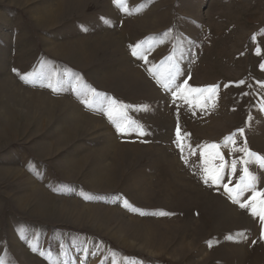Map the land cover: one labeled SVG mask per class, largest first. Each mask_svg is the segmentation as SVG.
<instances>
[{
    "label": "rangeland",
    "instance_id": "374dc122",
    "mask_svg": "<svg viewBox=\"0 0 264 264\" xmlns=\"http://www.w3.org/2000/svg\"><path fill=\"white\" fill-rule=\"evenodd\" d=\"M170 56L177 84L216 96L166 91L153 66ZM262 65L264 0H0V261L264 264V221L203 179L216 143L224 183L246 158L264 190L257 156L236 151L264 156ZM76 77L103 103L86 105ZM109 100L146 135L118 132Z\"/></svg>",
    "mask_w": 264,
    "mask_h": 264
},
{
    "label": "snow or ice",
    "instance_id": "6c2138e0",
    "mask_svg": "<svg viewBox=\"0 0 264 264\" xmlns=\"http://www.w3.org/2000/svg\"><path fill=\"white\" fill-rule=\"evenodd\" d=\"M119 0H114V3H118ZM127 11V9H125ZM166 35V33H165ZM141 48V43H137L132 48V55L133 56H139L141 59H147L143 52H138L137 49ZM168 60L171 61L170 65L164 70V72H161L156 66H153V69H150V71H153V75L156 76V78L159 80V82L162 84L163 88L166 91H171L173 97L179 96L181 100H188L190 96L193 94H196L197 96H203L204 93H208L209 96L205 97V100L211 99L216 96L218 85H211L203 88H195L191 87L188 83V80H183L182 84H177L176 80L178 77L183 76L184 73L182 69L179 67V64L175 62L173 57H168ZM264 68V65L261 66ZM13 71H16L15 69ZM31 74H25L21 76V79H23L26 83L33 82L29 79ZM239 84H243L244 81L238 82ZM59 81L57 82V85H54L53 83L49 82L47 84V87L52 88L53 91L59 92L62 89L58 86ZM73 86L75 90L77 91V95H80L84 97L83 102L88 105L89 107H93L94 105L103 103L104 97L103 94L96 92L94 88L85 89L80 86V79L79 77H76L73 81ZM89 93H91V97L89 96ZM117 101L115 100H109L107 103L106 113L110 121H112L115 124V127L118 132L121 134L129 133V132H137L139 135L143 136L146 135L145 129L143 125H140L137 122L130 121L127 119L126 114L124 112V109H127L129 106L120 104L119 107H117ZM203 105H201L202 107ZM262 110H264V107H262ZM135 124L133 127L132 125ZM238 133L241 135L244 133V129L240 128L237 130ZM236 133H233L231 136L227 137L226 139L230 143H234V137ZM184 136H190V134H184ZM176 141L174 143L177 144V146L181 150V155L183 157L184 152V145L181 144V140L183 139V136L181 134V129L179 125H177L176 128ZM220 145L216 143H212L210 145L204 146V152L203 155L207 157L208 155V148L216 149L215 157L218 158L221 163L219 165H216L212 168H209L205 166L203 168V179L204 183L208 184L211 182L213 185L222 186L226 193L229 195V197L232 199L234 203L239 204V206L243 209H250L253 215L259 216L262 221H264V190H258L257 189V183H258V177L249 171V160L246 158H241L239 160L234 159L231 161V174L235 175L237 172V165L241 164L242 167V174L239 176V181L235 184L234 187H230L229 183H224L225 176L227 173L225 172L226 165L224 163V156L219 152ZM188 148L191 150V145H188ZM236 151L244 152L246 153V156H257L258 164L261 168H264V156H261L259 154L252 153L247 148H238ZM184 162L188 163V160L184 158ZM207 164V160L205 161ZM251 192V196L247 198H243V194L246 192ZM125 205L127 206V202L125 201ZM143 214V213H142ZM160 215H169V213L161 212ZM227 239H232L231 236L227 237ZM0 264H3L2 261H0Z\"/></svg>",
    "mask_w": 264,
    "mask_h": 264
}]
</instances>
